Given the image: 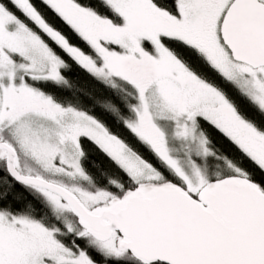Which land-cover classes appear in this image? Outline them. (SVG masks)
<instances>
[{"label": "snow or ice", "instance_id": "obj_1", "mask_svg": "<svg viewBox=\"0 0 264 264\" xmlns=\"http://www.w3.org/2000/svg\"><path fill=\"white\" fill-rule=\"evenodd\" d=\"M0 264H264V0H0Z\"/></svg>", "mask_w": 264, "mask_h": 264}, {"label": "trees", "instance_id": "obj_2", "mask_svg": "<svg viewBox=\"0 0 264 264\" xmlns=\"http://www.w3.org/2000/svg\"><path fill=\"white\" fill-rule=\"evenodd\" d=\"M79 86L86 88L88 91H92L93 95L99 100H103L107 95L103 85L98 84L95 81H91L87 76L82 77L79 81ZM65 94L71 95L70 93ZM80 99L85 105L93 107V111L114 130L118 127L115 118L111 114L104 112L100 104L95 103L93 99H90L87 96L81 95Z\"/></svg>", "mask_w": 264, "mask_h": 264}]
</instances>
